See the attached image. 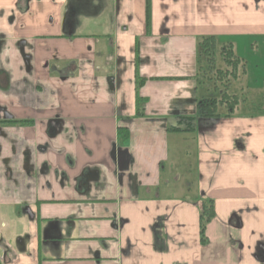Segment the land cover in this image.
Listing matches in <instances>:
<instances>
[{"label": "crops", "instance_id": "obj_1", "mask_svg": "<svg viewBox=\"0 0 264 264\" xmlns=\"http://www.w3.org/2000/svg\"><path fill=\"white\" fill-rule=\"evenodd\" d=\"M145 3L0 0V204L29 216L38 240L29 258L20 236L22 256L0 264H264V115L196 119L194 189L163 137L197 115L194 36L225 25L208 8L264 0H150L149 34ZM136 41L140 75L168 77L140 88L142 116ZM202 198L215 212L205 244Z\"/></svg>", "mask_w": 264, "mask_h": 264}, {"label": "rangeland", "instance_id": "obj_2", "mask_svg": "<svg viewBox=\"0 0 264 264\" xmlns=\"http://www.w3.org/2000/svg\"><path fill=\"white\" fill-rule=\"evenodd\" d=\"M208 12L220 14L219 17H211V20L217 25L225 22V25L220 26L218 28L219 31H215L216 33L211 31L206 33L199 32L197 37L192 36L198 40L202 36L214 34L217 48L227 43L232 44L234 54L241 58L244 64V71L241 72L242 69L240 68L236 79H231L229 76L226 77L230 81L228 92L237 94L240 97V103L236 110L242 115H264V11L261 8H256L255 5L248 10L243 6L242 10H240L236 9L235 6L229 5V7L217 11H211L208 8ZM223 15H226L225 19ZM163 39L159 38V41ZM174 47L178 48L179 44L175 43ZM217 65L218 67H224L225 64L218 59ZM205 72L206 70L202 71L201 74L204 75ZM200 81L201 83H198L197 90L198 98L220 96V91L223 89V84L220 81L207 78H200ZM153 85L154 83L151 82L142 91V94L153 97ZM228 112V108L225 105L220 104L218 106L220 116H224ZM166 123L168 124L167 126L171 124L170 122ZM199 132L197 125V129L193 133H173V135L168 133L163 136L170 151V161L173 160V163L168 161V166H172L174 172L180 174L181 178H186L188 183L193 185V189L200 180V175L197 172L196 147V137ZM168 175L167 170L165 176ZM190 196L193 195L190 194ZM17 207L18 211L19 208L20 210L23 209L19 205ZM33 232L34 226L29 225V216L19 217L13 210L12 205L0 204V257L4 251L7 256L12 257L14 254L22 256V253L18 251L17 239L24 234H30L31 236L25 254L31 253L34 247L33 243L38 241L35 240ZM28 257L30 258L29 255Z\"/></svg>", "mask_w": 264, "mask_h": 264}, {"label": "trees", "instance_id": "obj_3", "mask_svg": "<svg viewBox=\"0 0 264 264\" xmlns=\"http://www.w3.org/2000/svg\"><path fill=\"white\" fill-rule=\"evenodd\" d=\"M151 3L150 0H146L145 3V27L146 33H150L151 24ZM215 35L209 34L200 37L196 41V73L195 80L201 83L200 78H207L209 80L216 79L223 84V89L220 91L219 97L203 96L197 99V115H187L181 116L180 125L168 128V131L172 133H190L196 130V119L197 118H221L230 117L234 112V109L240 103V97L237 94H232L228 92L230 81L226 77L231 79H236L238 77V72L240 68L241 72L244 71V64L241 58L236 56L233 52L232 44L227 43L217 48L215 41ZM219 55V56H217ZM224 63V67H218L217 60ZM139 53H138V42L135 43V69H134V90H135V115H144V108L147 99L142 97L139 93L140 88L151 79H164L168 77H142L139 73ZM206 72L201 74L202 71ZM213 72V73H212ZM211 73V75H210ZM171 78V77H169ZM175 79H184V77H175ZM225 105L228 108V113L224 116H220L218 113V106ZM3 122V121H2ZM1 123V122H0ZM198 207V228H199V238L200 243L205 244L206 237V227L208 223L214 218V201L212 199L202 198L199 201ZM25 209V207H24Z\"/></svg>", "mask_w": 264, "mask_h": 264}, {"label": "water", "instance_id": "obj_4", "mask_svg": "<svg viewBox=\"0 0 264 264\" xmlns=\"http://www.w3.org/2000/svg\"><path fill=\"white\" fill-rule=\"evenodd\" d=\"M56 224V223H55ZM50 226V225H49ZM50 228L49 227H44L43 228V230H42V239L43 240H46L47 238H46V233H47V231L49 230ZM60 238V236L59 237H57V239H59ZM23 237H19L18 239H17V244L19 245V244H22L23 242Z\"/></svg>", "mask_w": 264, "mask_h": 264}, {"label": "flooded vegetation", "instance_id": "obj_5", "mask_svg": "<svg viewBox=\"0 0 264 264\" xmlns=\"http://www.w3.org/2000/svg\"><path fill=\"white\" fill-rule=\"evenodd\" d=\"M2 123H4V122H2ZM1 123V124H2ZM4 133H3V131H2V127H1V125H0V135H3ZM23 210V209H22ZM24 210H26V209H24ZM54 226H56L55 224H51L50 225V227H53L54 228ZM51 235H53V236H56V233H53V234H51ZM57 243V241L56 240H53V241H49V244H56ZM21 246H19V248H20Z\"/></svg>", "mask_w": 264, "mask_h": 264}]
</instances>
